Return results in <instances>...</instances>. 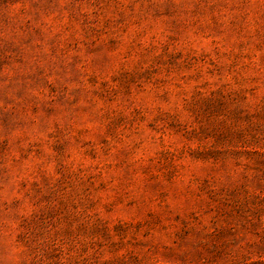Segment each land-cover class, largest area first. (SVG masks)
<instances>
[{"label": "rangeland", "instance_id": "374dc122", "mask_svg": "<svg viewBox=\"0 0 264 264\" xmlns=\"http://www.w3.org/2000/svg\"><path fill=\"white\" fill-rule=\"evenodd\" d=\"M0 264H264V0H0Z\"/></svg>", "mask_w": 264, "mask_h": 264}]
</instances>
